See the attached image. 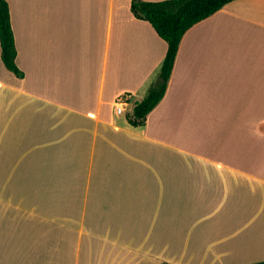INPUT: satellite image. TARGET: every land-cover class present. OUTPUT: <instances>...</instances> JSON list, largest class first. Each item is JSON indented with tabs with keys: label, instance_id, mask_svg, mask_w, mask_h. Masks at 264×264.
I'll return each instance as SVG.
<instances>
[{
	"label": "crops",
	"instance_id": "crops-1",
	"mask_svg": "<svg viewBox=\"0 0 264 264\" xmlns=\"http://www.w3.org/2000/svg\"><path fill=\"white\" fill-rule=\"evenodd\" d=\"M7 1L23 76L0 47V264L263 261L264 0L184 34L139 126L168 46L133 0Z\"/></svg>",
	"mask_w": 264,
	"mask_h": 264
},
{
	"label": "trees",
	"instance_id": "trees-1",
	"mask_svg": "<svg viewBox=\"0 0 264 264\" xmlns=\"http://www.w3.org/2000/svg\"><path fill=\"white\" fill-rule=\"evenodd\" d=\"M231 1L233 0H133L131 2L133 14L148 21L168 46L156 79L146 96L134 104L133 112L128 116L131 124L143 125L147 115L163 99L184 34ZM0 47L4 65L14 74L22 77L23 71L16 63L17 51L7 0H0ZM249 264H264V260Z\"/></svg>",
	"mask_w": 264,
	"mask_h": 264
},
{
	"label": "built area",
	"instance_id": "built-area-1",
	"mask_svg": "<svg viewBox=\"0 0 264 264\" xmlns=\"http://www.w3.org/2000/svg\"><path fill=\"white\" fill-rule=\"evenodd\" d=\"M129 96L126 93H123L118 99L116 100V107L117 112H123L124 106L128 104Z\"/></svg>",
	"mask_w": 264,
	"mask_h": 264
}]
</instances>
